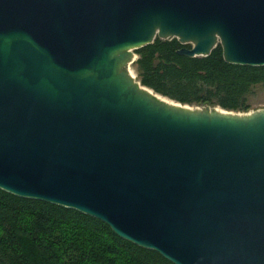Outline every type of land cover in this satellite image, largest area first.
<instances>
[{
  "label": "water",
  "instance_id": "water-1",
  "mask_svg": "<svg viewBox=\"0 0 264 264\" xmlns=\"http://www.w3.org/2000/svg\"><path fill=\"white\" fill-rule=\"evenodd\" d=\"M155 38L264 66V0H0V189L173 264H264V109L160 99L129 69Z\"/></svg>",
  "mask_w": 264,
  "mask_h": 264
},
{
  "label": "trees",
  "instance_id": "trees-1",
  "mask_svg": "<svg viewBox=\"0 0 264 264\" xmlns=\"http://www.w3.org/2000/svg\"><path fill=\"white\" fill-rule=\"evenodd\" d=\"M177 39L155 38L135 49L140 83L176 102L248 111L264 66L230 64L220 45L209 55L177 54ZM0 264H173L154 250L119 238L102 221L75 209L0 189Z\"/></svg>",
  "mask_w": 264,
  "mask_h": 264
},
{
  "label": "rangeland",
  "instance_id": "rangeland-1",
  "mask_svg": "<svg viewBox=\"0 0 264 264\" xmlns=\"http://www.w3.org/2000/svg\"><path fill=\"white\" fill-rule=\"evenodd\" d=\"M129 69L134 74V78L136 80H138L137 75H136L132 65H129ZM247 103H248V105L250 107L248 111H245V112L244 111H233V112H236V113H249V112L254 111V110L264 109V83L263 84H258V85H256V86L251 88V90H250V92L248 94ZM183 105H187L189 107L202 106V105H189V104H183ZM213 106L218 107L220 109H223V108H221V107H219L217 105H213ZM223 110H225V109H223ZM227 111H232V110H227Z\"/></svg>",
  "mask_w": 264,
  "mask_h": 264
},
{
  "label": "bare ground",
  "instance_id": "bare-ground-1",
  "mask_svg": "<svg viewBox=\"0 0 264 264\" xmlns=\"http://www.w3.org/2000/svg\"><path fill=\"white\" fill-rule=\"evenodd\" d=\"M132 76H134V74L131 72ZM157 97H159L160 99L164 100V101H168V102H171L168 98L164 97V96H160V95H157Z\"/></svg>",
  "mask_w": 264,
  "mask_h": 264
}]
</instances>
